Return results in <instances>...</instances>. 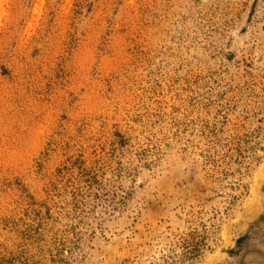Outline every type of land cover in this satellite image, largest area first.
I'll return each mask as SVG.
<instances>
[{
    "label": "rangeland",
    "instance_id": "obj_1",
    "mask_svg": "<svg viewBox=\"0 0 264 264\" xmlns=\"http://www.w3.org/2000/svg\"><path fill=\"white\" fill-rule=\"evenodd\" d=\"M0 264H264V0H0Z\"/></svg>",
    "mask_w": 264,
    "mask_h": 264
}]
</instances>
